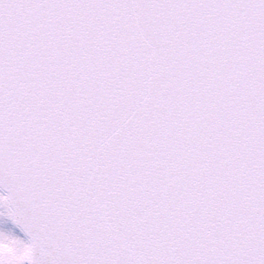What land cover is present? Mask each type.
Here are the masks:
<instances>
[{
    "label": "snow or ice",
    "instance_id": "6c2138e0",
    "mask_svg": "<svg viewBox=\"0 0 264 264\" xmlns=\"http://www.w3.org/2000/svg\"><path fill=\"white\" fill-rule=\"evenodd\" d=\"M0 264H264V0H0Z\"/></svg>",
    "mask_w": 264,
    "mask_h": 264
},
{
    "label": "rangeland",
    "instance_id": "374dc122",
    "mask_svg": "<svg viewBox=\"0 0 264 264\" xmlns=\"http://www.w3.org/2000/svg\"><path fill=\"white\" fill-rule=\"evenodd\" d=\"M17 231V229H14V226L12 225L11 221L8 219L6 210L4 208H0V231Z\"/></svg>",
    "mask_w": 264,
    "mask_h": 264
},
{
    "label": "water",
    "instance_id": "95a60500",
    "mask_svg": "<svg viewBox=\"0 0 264 264\" xmlns=\"http://www.w3.org/2000/svg\"><path fill=\"white\" fill-rule=\"evenodd\" d=\"M2 191H3V193H4V190L3 189H1ZM5 194V193H4Z\"/></svg>",
    "mask_w": 264,
    "mask_h": 264
}]
</instances>
